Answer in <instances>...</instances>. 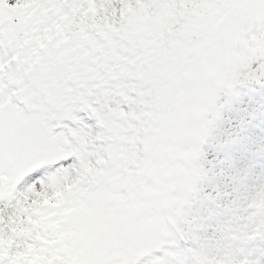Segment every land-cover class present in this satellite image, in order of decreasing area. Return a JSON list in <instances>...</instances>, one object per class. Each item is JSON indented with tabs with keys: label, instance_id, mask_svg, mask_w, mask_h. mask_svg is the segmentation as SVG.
Segmentation results:
<instances>
[{
	"label": "snow or ice",
	"instance_id": "obj_1",
	"mask_svg": "<svg viewBox=\"0 0 264 264\" xmlns=\"http://www.w3.org/2000/svg\"><path fill=\"white\" fill-rule=\"evenodd\" d=\"M0 264H264V0H0Z\"/></svg>",
	"mask_w": 264,
	"mask_h": 264
}]
</instances>
